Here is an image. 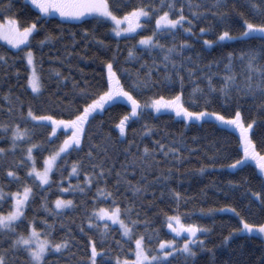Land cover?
Returning <instances> with one entry per match:
<instances>
[{"label":"snow or ice","instance_id":"1","mask_svg":"<svg viewBox=\"0 0 264 264\" xmlns=\"http://www.w3.org/2000/svg\"><path fill=\"white\" fill-rule=\"evenodd\" d=\"M30 4L39 10L41 16H38L31 23L24 25L13 15L4 17L6 23L0 22V39L7 41L14 48L20 49L23 45L27 51L25 57L27 64L31 66L32 71L27 76V85L31 87L33 93L39 94L43 87L40 74L37 71L35 53L31 44V38L36 33L43 30L40 24L42 18H46L55 13L60 17L68 19H79L86 15L93 16L97 20H110L112 22L111 31L117 37L125 33H136L137 29L143 30L153 20L152 31L148 35H141L138 45L142 46L144 51L154 53L151 56V64L143 60V55L135 51L133 45L128 49L126 59L143 61L134 74L128 69H119L116 64L115 55L113 58L105 61L106 68V88L96 93H90L87 82L81 87L76 80L72 81L73 91L71 99H64L61 102L65 105L69 118L63 116L57 118L54 114L38 115L31 105L24 112L22 105L24 101L18 96L13 97L11 90L3 94L4 100L8 102L7 112L10 117L18 116L25 126L22 128L19 122L15 120L0 121V129L5 134L10 132L8 147L0 146V157H6L9 153H15L21 148L24 142L26 147L21 149L22 156L15 161V167L9 165L4 168V175L0 177V264H48V256L51 254H61L70 248V240L67 238L57 240L54 237L55 223L47 218L40 217L39 220L33 216H27V209L30 208L37 196V188L43 189L44 186L51 188L53 183L52 176L54 168L59 171L61 179L63 175V165L59 161L64 160L70 153L82 150V144L87 135V125L91 122L93 113L104 109L106 105L126 100L130 104L131 111L123 115L117 127L121 136L126 133L129 122L133 119H144L145 109L151 108L156 112L162 110H172L175 115L182 117L186 121H200L206 117H213L216 121L232 126L238 130V142L242 154L238 158L232 159V162L226 167L240 170L247 166L249 161H254L261 173H264V150L257 147V142L253 139L252 132L255 119L247 120L238 105H233L232 114H224L222 111H209L208 104L211 103L214 95L223 98L224 104L238 99L240 96H251L253 98H264V0H250V6L261 19L252 20L243 19L241 30L234 34L232 29L227 26L230 20L228 0H139V3L128 7V0H30ZM234 7V5H232ZM13 9L12 0H0V15L4 12L11 13ZM215 9V11H213ZM122 13V14H121ZM211 13L214 17L223 22V28L215 35V39H208L207 34L213 32L214 26L210 23L207 27H200L199 33L205 38L204 45L213 46L225 41H251L259 38V46L248 45L242 47L239 51H228L225 56L213 59L207 63L202 62L200 53H196L195 58L189 51L192 44L187 39H180L177 43V34L181 31L195 35L193 28ZM243 15V13H241ZM142 21H147L144 23ZM87 32V29H85ZM139 34V33H137ZM165 34H170L171 43L163 42ZM56 39L53 33H47L43 39L37 43L43 47L45 41ZM104 42L101 41V44ZM188 52V55H185ZM0 61L7 64L6 53L0 52ZM225 61H227L225 63ZM221 65L223 68L221 69ZM162 66V71H161ZM216 71H213V69ZM143 69H147L146 71ZM155 69L159 78L153 77ZM239 69V70H238ZM54 78L58 81H67L65 76L58 69H53ZM127 76L129 83L127 86L121 77ZM186 81L194 84L189 95L190 104L185 101L184 86ZM201 81H205L203 85ZM179 86V91L170 97L156 95L151 98L150 104L141 100L134 93H139L154 87L161 86ZM15 101H19L17 105ZM204 101V106L200 110H194L191 105H197ZM75 105V107H74ZM4 106L0 105V109ZM264 110V99L259 105ZM31 124V127H29ZM50 128L48 137L59 139L58 129H67L70 135H64L62 142L55 148L49 150V154L44 157L43 167H37V158L33 155V150L38 147L37 143L31 142L35 135V128ZM154 125L147 121L143 125L142 132L152 135ZM110 134L102 137L95 144L89 145L87 156L90 161V168H84L83 160L72 161L69 176L76 174L79 176L84 172V186L76 185L72 188L75 191L79 189L84 193L85 188L96 186V195L98 197L111 198V204L103 206L97 202L87 214V225L99 230L102 237L107 236L109 232L108 221L113 224L118 223L121 230V237L127 238L129 244L134 240V247L129 246L122 259L120 255L116 256L115 264H197L199 253L207 250L213 257L215 252L212 248H207V241L204 239L210 229L197 222H185L181 214H165L166 226L171 229L179 239H159L158 233L153 231L149 235L148 231H138V225L144 223L146 228L150 227V222L140 221L139 213L136 212V203L134 199H129L127 204L122 207V201L116 197L119 195V186L124 184L126 190H130L136 198L143 197L150 189L155 194L154 186L156 184H165L169 182L176 174L174 167H164L165 164L182 161L184 153L182 148L186 149L184 137L180 139H168V134H164L160 139H154L153 145L145 144L140 150L137 145V151L133 152V141H129L128 148L124 149L126 163L122 164L120 170L115 169V165L109 163ZM261 143L264 144V138ZM40 151H44L43 143L39 144ZM187 150V149H186ZM63 154V156H62ZM159 155V158H158ZM24 156L28 158L30 164L25 161ZM65 163L67 161L65 160ZM221 167H224L222 165ZM20 168L25 169V175L22 177ZM133 173L139 171L140 176L137 180L128 179V171ZM157 174L152 176V172ZM200 172L204 168L199 169ZM115 173L116 190L113 191L108 185V177ZM151 177V179H149ZM5 179L17 183L15 191H6L8 185ZM31 180L32 183H28ZM23 181V183H21ZM238 181L229 180L228 184H236ZM70 187L71 183L69 181ZM69 188H63V192H68ZM174 196L179 199L181 193L174 188L171 189ZM250 191L251 196L255 197L261 205H264V187L259 191ZM251 203V200L249 201ZM7 204V210L4 205ZM54 208L49 207L46 197H41V205L47 213L58 215L57 210L69 207H75L72 199H64L57 196L54 201ZM230 209L240 217L241 227L233 228L229 235L225 236L223 241L226 243L233 233H252L254 230L264 234V222H250L242 214L237 212L235 207L225 205L221 211ZM205 209L201 208V212ZM208 212L214 209H207ZM136 219L133 218V213ZM27 223V227L20 228L21 224ZM102 222V226H101ZM42 225V226H38ZM81 232L84 227L81 226ZM187 233V238L182 236ZM158 243L153 246V239ZM182 241V242H181ZM120 243V241H117ZM21 253L23 259L21 260ZM108 253L104 248H98L94 239L90 238V254L86 260L78 264H103L102 257ZM134 254V258L129 259L128 255ZM231 264H237L233 261ZM255 264H264V252L256 257Z\"/></svg>","mask_w":264,"mask_h":264},{"label":"trees","instance_id":"2","mask_svg":"<svg viewBox=\"0 0 264 264\" xmlns=\"http://www.w3.org/2000/svg\"><path fill=\"white\" fill-rule=\"evenodd\" d=\"M147 2V0H145ZM230 20L228 25L234 34L241 30L243 19L259 20L261 17L257 15L250 6V0H228ZM139 3V0H128V7ZM13 9L11 13L4 12L0 15V22H6L4 17L13 15L18 18L21 23L27 25L41 14L24 0H12ZM234 5V7H232ZM215 11V9H213ZM243 13V15H241ZM122 14V13H121ZM147 23V21H144ZM214 26L213 32L207 34L208 39H215L219 31L223 28V22L219 18L214 17L211 13L199 21L193 28L195 35L180 32L177 34V43L180 39H187L192 44L189 50L195 58L196 53H200L202 62L207 63L213 59H218L226 55L228 51H239L242 47L250 45L259 46L261 40L259 38L249 41H225L213 46L204 45V36L199 33L200 27H207L209 24ZM43 30L39 31L31 38V44L37 60L36 68L40 74L43 84L41 92L35 94L27 85V76L31 72L25 53V47L21 49H12L0 41V52L6 53L7 64L0 61V105L4 107L0 109V121L15 120L20 123L23 128L24 122L18 116L10 117L7 112L8 102L4 100L3 94L9 89L13 97L18 96L24 101L22 105L24 112L27 111L29 105L32 106L38 115L54 114L57 118H69L65 105L61 102L64 99H71L73 91L72 81L79 82L81 87L85 86V82L89 87L90 93H96L106 88V68L104 66L107 59L113 58L115 55L119 69H128L130 73H135L140 69L143 61L134 59H126L128 57V49L133 45L136 46L135 51L143 55V60H147L151 64V56L154 53H148L138 45L141 35H148L152 31L154 20L148 24L139 34L118 38L111 31L112 25L104 19L97 20L94 17L82 18L78 21H64L57 17H46L40 20ZM87 29V32H85ZM47 33L56 35V39L45 41L43 47L37 43L43 39ZM101 41L104 43L101 44ZM163 42L171 43L170 34H165ZM188 55V52H185ZM227 61H225L226 63ZM221 69L223 65L220 66ZM53 69H58L65 76L67 81H58L54 78ZM147 70V69H143ZM161 66V71H162ZM239 70V69H238ZM213 71H216L214 68ZM153 77L159 78L155 69H153ZM122 81L127 84L129 79L127 76L121 77ZM205 81H201L203 85ZM194 84L186 81L184 86L185 101L189 104V93ZM179 86H161L147 89L145 91L134 93L141 100L142 104L148 102L152 97L164 95L166 98L174 95L179 91ZM264 98L251 96H240L238 99L231 101L225 105L223 98L219 95L212 97L211 103L207 106L209 111H222L224 114H232L233 105H238L247 120L255 119L257 124L254 125L251 133L253 139L257 142V147L264 150V144L261 143L264 138V110L259 105ZM14 102L19 105V101ZM194 110H200L204 106L201 100L197 105H191ZM75 107V105H74ZM131 111L130 104L126 100H121L109 105L104 109L93 113L91 122L87 125V135L82 144L81 151L73 150L70 155L59 161L63 165V175L65 179H61L59 171L54 168L51 174L53 183L51 188L48 186L37 188V196L32 206L27 209L29 218L35 216L38 220L40 217L47 218L50 222L55 223L54 237L57 240L67 238L70 240L69 250L61 254H51L48 256V264H78L82 260H86L90 254V238L94 239L98 248H104L107 255L102 257L103 264H115L117 255L124 258L129 246L134 247V240L131 244L127 238L121 237V230L118 227L109 225L107 236L102 237L99 230L87 225V214L96 206L97 202L103 206L111 204V198L98 197V201L93 200L96 195V186L92 185L85 188L81 193L78 188L72 191L76 185L84 186L85 176L81 171L79 176L72 174V161L83 160L84 168H90V161L87 156L90 143L95 144L102 137L111 136L109 163L115 165L116 170H120L122 164L126 163L124 149L128 148L129 141H133L132 151H137L136 146L142 150L145 144L152 146L154 139H160L162 135L168 134V139H180L184 137L186 149L181 150L184 153L182 161L165 164L164 167H174L176 174L169 182L165 184H156L153 190H149L143 197L136 198L130 190H126V186H119V195L116 197L122 201V207L127 204L129 199H134L137 205L136 212L139 213L140 221H149L150 227L144 223L138 225V231H148L152 235L153 231L158 233L159 239H179L175 233L166 226L165 214H181L185 218V222H197L210 229L205 234L204 239L207 241V248H212L215 252L213 257L207 250L199 253L197 264H231L235 261L237 264H255L256 257L264 252V239L256 235H235L226 242H222L224 237L229 235L233 228L241 227L240 217L230 209H223L225 205L235 207L237 212L245 216L250 222H264V205L251 196L250 191H259L264 187V173H261L254 161H249L247 166H243L240 170L226 167L232 162V159L238 158L242 154L238 142V130L232 126L222 124L213 117H206L200 121H186L177 117L172 112L156 113L151 108L145 109L143 113L144 119L133 118L126 128V133L121 136L117 124L120 118ZM147 121L150 125H154L152 135L142 132L143 125ZM31 127V124H29ZM35 135L32 141L38 144L33 150V155L37 158V167H43L44 157L49 154V150L57 147L63 140L64 135H70L67 129H58L56 138H49L48 132L50 128H35ZM9 136L0 129V146L8 147ZM21 143V148L13 153H9L6 157H0V177L4 175V168L11 165L15 167V161L22 156V151L26 144ZM43 143L44 151H40L39 144ZM159 158V155H158ZM25 161L30 164L28 158L24 156ZM65 160L67 163H65ZM224 165V167H221ZM203 167L204 171L199 169ZM21 176L25 175V169H19ZM157 174L152 172V176ZM140 172L133 173L131 169L128 171V179L135 181L139 178ZM151 179V177H149ZM116 176L113 172L108 177V185L111 190H116ZM238 181L236 184H228V181ZM71 183V187L69 184ZM8 188L6 191H15L17 183L5 179ZM23 183V181H21ZM28 183H32L28 180ZM63 188H69L68 192H63ZM181 193V197L177 199L171 189ZM57 196L64 199H72L75 207H69L57 210L58 215L47 213L41 205V197H46L49 207L54 208V201ZM251 200V203L249 201ZM8 205H4L7 210ZM201 208L205 209L201 212ZM212 208L214 211L208 212L207 209ZM133 218L136 219L135 212ZM38 226H42L39 225ZM81 226L84 231L81 232ZM102 226V223H101ZM27 227V223L20 225L21 229ZM187 238V233H182ZM120 241V243H117ZM182 242V241H181ZM153 246L158 243L154 238ZM129 259L134 258V254L128 255ZM23 254L21 253V260ZM173 264H178L173 261Z\"/></svg>","mask_w":264,"mask_h":264},{"label":"rangeland","instance_id":"3","mask_svg":"<svg viewBox=\"0 0 264 264\" xmlns=\"http://www.w3.org/2000/svg\"><path fill=\"white\" fill-rule=\"evenodd\" d=\"M26 3H28V4H30V0H24ZM31 5V4H30ZM32 6V5H31ZM34 9H36L35 8V6H32ZM38 12H39V10L38 9H36ZM48 17H57V18H60L61 20H64V21H78V20H81L82 18H88V17H93V16H88V15H86V16H84V17H81V18H79V19H68V18H64V17H60L59 16V14L58 13H55V14H53V15H51V16H48ZM111 25H112V22L110 21V20H107ZM142 22H144V21H142ZM4 23H6V22H4ZM113 26V25H112ZM141 31V29H137V32L136 33H125V34H122L120 37H118V38H122V37H127V36H133V35H136L137 33H139ZM114 35H115V33H114ZM116 36V35H115ZM117 37V36H116ZM0 41L2 42V43H4V44H6L8 47H10V48H12V49H17V48H14L12 45H10V44H8L7 43V41H4V40H2V39H0ZM24 46L22 45L21 47H20V49L21 48H23ZM142 47V46H141ZM30 67V70L32 71V68H31V66H29ZM30 89H31V87H30ZM32 90V89H31ZM35 94H37V93H35ZM155 111V110H154ZM156 112V111H155ZM161 112H172V113H174L175 114V112L174 111H172V110H162ZM156 113H159V112H156ZM178 117V116H177ZM179 118H182V117H179ZM183 119V118H182ZM62 156H63V154H62ZM255 163V162H254ZM233 169V168H232ZM54 171V170H53ZM52 174V173H51ZM50 174V175H51ZM44 187H46V186H44ZM102 223V222H101ZM108 224L109 225H111V226H114V227H118L119 228V224L118 223H116V224H113L111 221H108ZM235 235H256V236H259V237H261L262 239H264V234H261V233H259L258 231H256V230H254L252 233H247V232H245V233H236Z\"/></svg>","mask_w":264,"mask_h":264}]
</instances>
